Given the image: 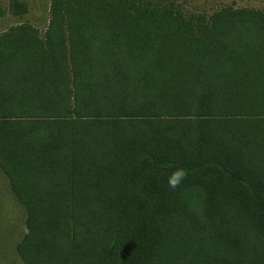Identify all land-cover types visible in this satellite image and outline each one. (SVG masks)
Returning a JSON list of instances; mask_svg holds the SVG:
<instances>
[{
  "label": "trees",
  "instance_id": "trees-1",
  "mask_svg": "<svg viewBox=\"0 0 264 264\" xmlns=\"http://www.w3.org/2000/svg\"><path fill=\"white\" fill-rule=\"evenodd\" d=\"M49 12L42 38L0 34V173L25 214L21 264H264V8Z\"/></svg>",
  "mask_w": 264,
  "mask_h": 264
},
{
  "label": "rangeland",
  "instance_id": "rangeland-1",
  "mask_svg": "<svg viewBox=\"0 0 264 264\" xmlns=\"http://www.w3.org/2000/svg\"><path fill=\"white\" fill-rule=\"evenodd\" d=\"M14 0H0V34L18 25H30L43 37L50 19L51 0H18L28 9L26 14L13 16L10 4ZM184 11L204 13L206 16L226 6L233 8H264V0H176ZM25 214L12 196L5 178L0 173V264H21L15 251L23 235Z\"/></svg>",
  "mask_w": 264,
  "mask_h": 264
},
{
  "label": "clouds",
  "instance_id": "clouds-1",
  "mask_svg": "<svg viewBox=\"0 0 264 264\" xmlns=\"http://www.w3.org/2000/svg\"><path fill=\"white\" fill-rule=\"evenodd\" d=\"M183 176H184V171L182 169H177L169 177L168 180L169 186L175 187L179 183V181L183 178Z\"/></svg>",
  "mask_w": 264,
  "mask_h": 264
}]
</instances>
